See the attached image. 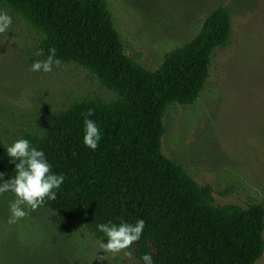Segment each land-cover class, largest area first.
Masks as SVG:
<instances>
[{
    "label": "trees",
    "instance_id": "16d2710c",
    "mask_svg": "<svg viewBox=\"0 0 264 264\" xmlns=\"http://www.w3.org/2000/svg\"><path fill=\"white\" fill-rule=\"evenodd\" d=\"M20 15L42 40L40 60L51 48L61 63L93 74L111 102L93 99L52 116L40 136L26 140L45 154L52 174H63L57 198L42 205L67 234L85 228L107 241L99 223L145 221L138 242L126 252L144 264H256L264 256V206L217 207L213 190L200 186L162 152L164 119L173 105L193 106L205 89L214 53L232 37L228 9H216L200 33L166 55L157 71L129 58L105 0H0ZM96 122V150L84 144V119ZM0 146V185L16 176ZM5 194L14 195L11 191Z\"/></svg>",
    "mask_w": 264,
    "mask_h": 264
},
{
    "label": "rangeland",
    "instance_id": "374dc122",
    "mask_svg": "<svg viewBox=\"0 0 264 264\" xmlns=\"http://www.w3.org/2000/svg\"><path fill=\"white\" fill-rule=\"evenodd\" d=\"M125 54L149 71L201 31L218 8L232 16V37L215 51L204 91L193 106L167 109L164 156L182 166L200 186H209L217 207L264 206V0H105ZM0 34V146L40 136L52 116L93 99L116 94L74 64L33 72L42 35L20 15ZM0 194V264H139L125 250L106 253L85 228L67 234L40 206L9 224ZM107 244V241H102ZM103 257V260H101ZM256 264H264V256Z\"/></svg>",
    "mask_w": 264,
    "mask_h": 264
},
{
    "label": "clouds",
    "instance_id": "9594fccd",
    "mask_svg": "<svg viewBox=\"0 0 264 264\" xmlns=\"http://www.w3.org/2000/svg\"><path fill=\"white\" fill-rule=\"evenodd\" d=\"M11 24V16L7 12H0V34L5 33ZM36 55H42V52H37ZM60 64L61 61L56 58V49L53 47L49 50V55L45 60L33 63L31 71L50 73L53 65L59 67ZM93 115L94 111L91 109L85 115L84 144L96 150L102 137L96 122L87 118ZM7 155L12 162L19 160L15 168L16 176L0 185V194L11 191L16 196V199L9 205L11 215L8 223L14 224L28 215L24 208L25 205L35 211L45 203L46 199L55 200L57 193L54 190L60 188L65 177L63 174H52L51 165L46 160L44 152L32 147L26 139H19L9 146ZM144 228L145 221L142 219L134 225L126 222L116 225L111 221L99 223L98 231L104 233L108 239L107 244L100 241V248L106 253L118 254L138 242ZM125 255L131 257L132 253L125 252ZM142 260L144 264H153L151 254H145Z\"/></svg>",
    "mask_w": 264,
    "mask_h": 264
}]
</instances>
